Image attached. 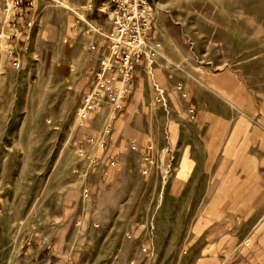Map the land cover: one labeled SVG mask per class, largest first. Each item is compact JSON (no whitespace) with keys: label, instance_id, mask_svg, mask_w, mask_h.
I'll return each instance as SVG.
<instances>
[{"label":"rangeland","instance_id":"1","mask_svg":"<svg viewBox=\"0 0 264 264\" xmlns=\"http://www.w3.org/2000/svg\"><path fill=\"white\" fill-rule=\"evenodd\" d=\"M108 1L33 0L17 70L4 63L0 42V264H233V255L206 253L223 249V226L201 224L202 210L170 193L173 171L163 184L166 147L149 143L157 165L146 176L148 144L112 152L107 140L120 113L113 118V105L78 125L92 75L89 64V81L79 79L86 56L73 36ZM152 11L151 41L162 55L151 73L166 64L176 91L224 85L225 95L264 120V0H153ZM209 101L231 103L215 92ZM111 160L118 167L108 174Z\"/></svg>","mask_w":264,"mask_h":264},{"label":"crops","instance_id":"2","mask_svg":"<svg viewBox=\"0 0 264 264\" xmlns=\"http://www.w3.org/2000/svg\"><path fill=\"white\" fill-rule=\"evenodd\" d=\"M89 22L73 36L77 50L86 56L79 78L86 84L85 71L106 53L105 36L111 29L102 13ZM94 43L97 49L92 50ZM13 45L20 47L17 42ZM4 63L7 65L8 59ZM171 73L162 64L152 73L148 66L136 78L130 101L114 121L116 134L107 140L112 152L154 141L166 147L164 151L173 162L170 193L177 199L184 194L187 207L201 209V224L223 226L218 238L224 241L223 249L218 254L206 253L233 255V264H264V120L225 95L230 92L214 81L208 89L187 84L188 96L184 98L176 91ZM155 84L165 91V106L154 103ZM210 90L231 103L212 104ZM194 92H200L207 102L193 96ZM191 109L195 117H191ZM116 113L113 110V118ZM101 121L100 113L94 123ZM227 226H233L232 234L227 233ZM243 240L251 242L249 248H243Z\"/></svg>","mask_w":264,"mask_h":264},{"label":"built area","instance_id":"3","mask_svg":"<svg viewBox=\"0 0 264 264\" xmlns=\"http://www.w3.org/2000/svg\"><path fill=\"white\" fill-rule=\"evenodd\" d=\"M153 0H109L102 4L101 13L105 14L111 29L105 36L106 53L101 55L94 66L91 67V82L82 98L76 112V119L80 127L86 126L100 107L107 103L114 106V110L123 111L132 94L133 83L136 78L156 57L162 55L160 45L151 41L154 29V16L152 11ZM33 0H0V42L5 41L6 59L11 69L21 67L19 51L26 46L27 30L33 27V21L28 14L33 9ZM91 32V31H90ZM14 42L20 47H14ZM97 49V44L91 45ZM4 58L3 48L0 46V62ZM177 91L186 98L188 93L182 86ZM154 102L165 106L166 97L164 89L154 85ZM195 110H190L191 117H195ZM112 126L106 128L105 134H110ZM95 139L90 138L93 142ZM106 140L103 139L101 146ZM136 144H133V148ZM143 175H149L157 165L155 161V146L148 144L144 147ZM172 159L161 169L163 184L168 183L172 172ZM108 174L117 170L115 160L109 162ZM88 191H85L87 197Z\"/></svg>","mask_w":264,"mask_h":264}]
</instances>
